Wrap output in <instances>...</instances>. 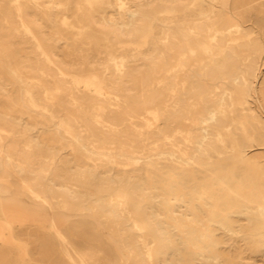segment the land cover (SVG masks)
Here are the masks:
<instances>
[{"label": "bare ground", "instance_id": "1", "mask_svg": "<svg viewBox=\"0 0 264 264\" xmlns=\"http://www.w3.org/2000/svg\"><path fill=\"white\" fill-rule=\"evenodd\" d=\"M263 63L264 0H0V264L45 222L61 264H240L235 215L264 253Z\"/></svg>", "mask_w": 264, "mask_h": 264}, {"label": "rangeland", "instance_id": "2", "mask_svg": "<svg viewBox=\"0 0 264 264\" xmlns=\"http://www.w3.org/2000/svg\"><path fill=\"white\" fill-rule=\"evenodd\" d=\"M261 76L258 79V86L261 88L264 85V63L260 66ZM3 103V100H0V104ZM260 160L264 161V158ZM14 192H18V188L15 187ZM24 204L29 207V209H33L31 206L32 203L29 200H25ZM245 223V218L242 215H235L233 224L235 225L233 229V233L229 234L228 232H223L221 229L216 231L218 234L221 243L219 244V249L222 251L223 255L228 257H235L237 255L240 256L241 260H238L240 264H264V253L259 251H249V249L243 244V242L238 239V226ZM49 223H42L41 226L31 225L29 227V247L28 255L25 256L24 261L18 260L17 252L11 249V254L8 257V264H48L51 260L52 262L62 263L61 255L59 254V245L56 239L53 237V233L49 230ZM64 234L68 236L69 240L75 242H83L81 236V232L78 229L73 231H64ZM86 234L89 239H100L104 241H108L109 234L106 229L101 228L98 231L95 230H87ZM39 245H44V249L39 250ZM39 251L43 252L39 254ZM45 252V253H44ZM121 258L123 256L121 255ZM168 261H173L175 264H179L181 260L175 256V254H170L167 257ZM222 264H225L221 261ZM195 264H202L199 260H195Z\"/></svg>", "mask_w": 264, "mask_h": 264}]
</instances>
